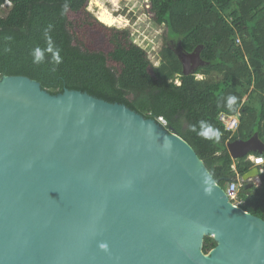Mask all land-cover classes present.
<instances>
[{
  "label": "water",
  "instance_id": "1",
  "mask_svg": "<svg viewBox=\"0 0 264 264\" xmlns=\"http://www.w3.org/2000/svg\"><path fill=\"white\" fill-rule=\"evenodd\" d=\"M198 48L181 54L183 75L204 64ZM226 147L233 159L264 152L256 132ZM258 176V166L244 173V187ZM205 236L216 241L208 253ZM0 264H264V220L232 204L157 119L5 75Z\"/></svg>",
  "mask_w": 264,
  "mask_h": 264
},
{
  "label": "trees",
  "instance_id": "2",
  "mask_svg": "<svg viewBox=\"0 0 264 264\" xmlns=\"http://www.w3.org/2000/svg\"><path fill=\"white\" fill-rule=\"evenodd\" d=\"M9 1V11L0 14V78L24 75L53 94L76 89L145 118L163 117L165 128L193 147L219 185L239 181L242 209L264 220V183L245 188L240 181L255 165L247 156L233 159L226 147L255 132L264 142V0H149L148 17L163 26L157 65L130 27L103 23L88 9L89 0ZM49 42L59 49V64L47 51ZM197 47L204 64L183 75L181 54ZM36 48L45 50L42 63L33 62ZM229 96L237 98L232 108ZM222 113L238 117L235 132L225 129ZM202 120L221 133L218 139L198 135ZM215 245L204 237V253Z\"/></svg>",
  "mask_w": 264,
  "mask_h": 264
},
{
  "label": "rangeland",
  "instance_id": "3",
  "mask_svg": "<svg viewBox=\"0 0 264 264\" xmlns=\"http://www.w3.org/2000/svg\"><path fill=\"white\" fill-rule=\"evenodd\" d=\"M148 1L149 0H89L88 9L97 17L101 5L108 9L113 15L120 16L122 22L111 26L120 28L130 27L134 36V41L147 48L151 60L157 65L159 59L157 58L156 52L161 44L163 26L156 27L148 17V13L145 11V8L148 6L146 5ZM10 7L11 2L8 0L3 4L0 14L2 16L6 15ZM196 77L204 78L205 75L197 74ZM213 77L217 80L221 79V75L218 73L213 74ZM175 82L179 83L180 81L176 79ZM247 98L248 97H245L244 101L247 100ZM251 101L253 102L254 99L251 98L249 102ZM240 181L243 182L241 179ZM262 183L263 182L259 183L258 187H260Z\"/></svg>",
  "mask_w": 264,
  "mask_h": 264
},
{
  "label": "built area",
  "instance_id": "4",
  "mask_svg": "<svg viewBox=\"0 0 264 264\" xmlns=\"http://www.w3.org/2000/svg\"><path fill=\"white\" fill-rule=\"evenodd\" d=\"M177 84H180L177 83ZM220 121L224 124L226 130L230 132H235L239 125V119L237 116L234 115H227V114H220L219 116ZM157 120L165 127L166 120L163 117H158ZM247 159H249L255 166H258L259 175L264 174V157L261 155H248ZM238 177V175H237ZM254 186H259L258 184L262 181L260 180L259 176L254 178L253 180ZM240 183L237 179H231L228 181L226 188L224 191L228 196L229 200L237 207H241L243 201L238 198V191H239Z\"/></svg>",
  "mask_w": 264,
  "mask_h": 264
},
{
  "label": "clouds",
  "instance_id": "5",
  "mask_svg": "<svg viewBox=\"0 0 264 264\" xmlns=\"http://www.w3.org/2000/svg\"><path fill=\"white\" fill-rule=\"evenodd\" d=\"M48 52L52 53V58L55 61V63H60V55H59V49H56L53 51V48L51 46V42H49V47L47 48ZM33 62L34 63H42L45 58V50H41L40 48H36L33 51ZM237 98L235 96H229L227 98V106L229 108H232V106L236 103ZM201 131L198 132V135H202L204 138H211L216 137L217 139L221 135L219 131H213L212 126L208 124L206 121H200L199 122ZM192 131H197L196 126H192ZM102 248H106V245H101Z\"/></svg>",
  "mask_w": 264,
  "mask_h": 264
},
{
  "label": "bare ground",
  "instance_id": "6",
  "mask_svg": "<svg viewBox=\"0 0 264 264\" xmlns=\"http://www.w3.org/2000/svg\"><path fill=\"white\" fill-rule=\"evenodd\" d=\"M97 17L99 18V20H101L102 22L108 25L120 24L122 22V18L120 16L113 15L111 12H109L108 9L104 8L101 5H100V10L97 13Z\"/></svg>",
  "mask_w": 264,
  "mask_h": 264
},
{
  "label": "flooded vegetation",
  "instance_id": "7",
  "mask_svg": "<svg viewBox=\"0 0 264 264\" xmlns=\"http://www.w3.org/2000/svg\"><path fill=\"white\" fill-rule=\"evenodd\" d=\"M200 66V65H199ZM176 79H178V78H176ZM176 79H175V81H176ZM179 80V79H178Z\"/></svg>",
  "mask_w": 264,
  "mask_h": 264
}]
</instances>
